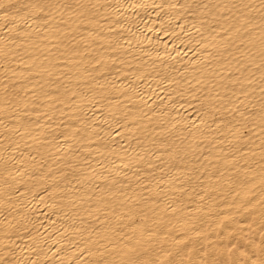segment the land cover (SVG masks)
I'll return each mask as SVG.
<instances>
[{"label":"bare ground","instance_id":"6f19581e","mask_svg":"<svg viewBox=\"0 0 264 264\" xmlns=\"http://www.w3.org/2000/svg\"><path fill=\"white\" fill-rule=\"evenodd\" d=\"M0 264H264V0H0Z\"/></svg>","mask_w":264,"mask_h":264}]
</instances>
